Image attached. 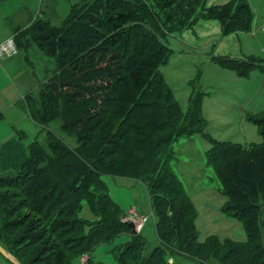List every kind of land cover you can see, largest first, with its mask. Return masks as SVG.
<instances>
[{"label":"trees","instance_id":"obj_1","mask_svg":"<svg viewBox=\"0 0 264 264\" xmlns=\"http://www.w3.org/2000/svg\"><path fill=\"white\" fill-rule=\"evenodd\" d=\"M80 1L71 4L60 26L38 18L27 31L12 32L17 50H27V44L32 42L54 61L50 74L37 86L38 96L28 93L20 103L27 104L28 118L47 132V148L62 161L59 173L70 185L51 181L41 165L50 161V155L39 142L31 143L19 170L0 174V189L12 191L11 195L0 193V246L19 264H69L71 259L89 256L97 245L110 243L129 230L131 242L116 260L118 264L142 263L144 245L137 243L141 235L133 234L122 221L124 213L110 198L103 179L135 177L146 183L160 243L151 250L147 264H162L166 253L160 247L166 251L170 246L165 238L175 235H185L180 240L182 247L186 243L204 247L213 243L226 249L224 264H264L258 221L260 201H264V119L255 121L261 145L243 147L210 140L206 153V162L213 167L227 199L223 211L242 223L246 242L219 241L213 236L200 242L193 205L172 172L169 153L178 137L196 132L186 131L188 127L172 131L168 123L169 117L177 122L181 111L172 102L158 70L172 49L164 44L167 36L161 37L154 29L161 22L168 27L211 19L224 27L225 34L247 31V6L240 4L235 9L233 0L221 5H208L209 0H143L141 5H136L135 0H95L83 6ZM174 32L177 30L170 33ZM217 60L221 67L241 78L259 66L255 60ZM199 103L197 96L192 101L196 116ZM159 107L165 111L162 115ZM55 121H59V129L75 136L79 143L76 149L69 148L50 131ZM150 136L158 138L151 141ZM133 137L144 147L136 153L145 150L147 155L139 163L141 168H135L134 176H117L118 168L113 169L107 162L120 153L137 165L134 153L125 149L136 145ZM159 172L161 177L154 176ZM100 201L116 213L111 221L103 218L102 224L94 220L88 225L78 221L83 203L93 217L105 215L104 206L98 208ZM88 260L89 257L86 263Z\"/></svg>","mask_w":264,"mask_h":264},{"label":"rangeland","instance_id":"obj_2","mask_svg":"<svg viewBox=\"0 0 264 264\" xmlns=\"http://www.w3.org/2000/svg\"><path fill=\"white\" fill-rule=\"evenodd\" d=\"M80 0H3L0 2V36L10 35L15 29L26 30L38 18L49 20L52 25L60 26L61 20L66 18L71 4ZM95 0H81L84 3H93ZM130 1V0H129ZM229 0H209L208 5H221ZM133 2V0H132ZM136 5L143 4V0H135ZM245 4L250 12V29L247 31H235L229 34L223 32L218 21L211 19H195L192 23L185 22L177 26H165L166 23H156L155 28L164 39V44L170 47L171 54L164 65L159 68V76H163V82L167 93H171V100L177 103L181 111V117L176 121L169 117L168 123L175 127L196 132L191 136L178 137L172 143L169 153L171 155L170 166L176 179L181 183L184 194L192 203L195 212V228L200 242L213 236L219 241L228 240L242 244L247 236L242 223L235 217L226 214L223 209L227 199L223 195V189L213 167L206 162V153L210 148V140L217 142H230L233 145L249 147L259 146L263 140L260 129L255 123L264 119V0H233V8ZM83 13H86L84 10ZM194 19V18H193ZM189 21V20H188ZM7 23V24H5ZM189 23V24H188ZM165 24V25H164ZM223 28V29H222ZM170 33L172 31H176ZM171 34V35H169ZM28 49H19L13 57H0V111L3 118L0 128L17 133V140L29 146L33 141L40 143L50 155V161L42 163L51 181L67 186V182L60 176L62 161L47 148L49 136L42 131L36 122L28 124L25 136L20 135V127L16 124L14 116L30 114L27 104L20 100L25 94L34 93L38 96L37 86L47 77L54 68L52 58L45 56L37 48L35 43L29 42ZM229 58L237 61L250 62L255 60L259 66L254 68L248 77H239L227 68L221 67L217 58ZM199 96V114H194L192 101ZM170 106H167L168 108ZM161 115L164 109H161ZM29 117V116H28ZM163 119L166 120L164 116ZM29 119L27 117H24ZM19 122L25 120L19 117ZM27 121V120H26ZM175 122V125L173 123ZM59 121L51 123L50 131L65 143L69 148L76 149L79 145L75 136L58 128ZM190 125H193L190 127ZM169 133L170 130H167ZM166 132H162L163 134ZM155 135H159L156 133ZM155 141L158 138H151ZM132 138V137H131ZM136 145H128L134 153L133 162L118 153L112 156L107 164L118 168L117 176L128 174L134 176L135 168H141L142 159L147 152L136 153L141 149V141L133 137ZM9 139V135L0 131V140ZM128 141V140H127ZM126 141V142H127ZM120 149L121 152L126 151ZM73 151V150H72ZM114 164L116 167H114ZM140 165V166H139ZM19 165H3L0 163V174L16 173ZM138 169V168H137ZM105 174L107 171H102ZM137 174V173H136ZM154 176L161 177V173ZM108 188V194L112 201L123 211L122 221H131L137 226L138 244L144 248L141 257L142 263L147 264L151 250L160 245L157 241L154 225L155 217L150 209L146 183L135 177H103ZM72 183V182H70ZM70 185V184H68ZM0 193L11 195V190L0 189ZM261 211L259 215V227L264 242V201H260ZM102 202L98 208L102 207ZM104 206L105 215L98 214L93 217L92 211L83 203L78 221H100L103 218L111 221L116 216L111 206ZM132 210V211H131ZM135 210L137 217L130 214ZM148 217V220L140 225L138 217ZM16 217V216H15ZM78 222V223H80ZM82 222V223H83ZM126 233V232H125ZM122 233L110 243L97 245L89 252V260L86 264H118L116 257L131 242V233ZM186 235H190L186 233ZM185 235L166 237V246L160 247L166 253L162 264H224L223 256L226 249L210 243L208 246L185 244L180 241ZM47 239V237H45ZM75 242V241H74ZM213 250V251H212ZM8 253V252H7ZM34 255L37 251L35 250ZM16 261L17 259L12 256ZM18 262V261H17ZM19 263V262H18ZM0 264H10L0 255ZM69 264H82L80 257L71 259Z\"/></svg>","mask_w":264,"mask_h":264},{"label":"crops","instance_id":"obj_3","mask_svg":"<svg viewBox=\"0 0 264 264\" xmlns=\"http://www.w3.org/2000/svg\"><path fill=\"white\" fill-rule=\"evenodd\" d=\"M5 34H2L0 36V43H3L5 40H7L8 36H11V33L10 35H5ZM0 111H2L1 106H0ZM14 117L15 118L13 122L15 121L14 124L18 122L17 124L20 127L19 129L20 135L25 136V133L27 132V129H28V124L33 122V120H31L30 118L29 119L24 118V117L28 118V115L24 114L22 116L21 113H19V115L17 116L15 115ZM19 117H21L22 120L24 119L25 123L19 122L20 120L18 119ZM1 118H3V114L0 112V121H1ZM0 131H3V133L9 135L8 140L7 139L0 140V163H2L3 165H12L13 167H15V169H16V166L19 165V168H20L28 156V151H27L28 146H26L23 142L17 140L16 137H18V135L14 131H7V129L5 128H2V129L0 128ZM133 212H135V210Z\"/></svg>","mask_w":264,"mask_h":264},{"label":"built area","instance_id":"obj_4","mask_svg":"<svg viewBox=\"0 0 264 264\" xmlns=\"http://www.w3.org/2000/svg\"><path fill=\"white\" fill-rule=\"evenodd\" d=\"M18 50L14 41V38H8L7 40H5L3 43H0V57H13L14 55H17ZM132 217H137L135 212H131L130 214ZM139 219V224L142 225L144 224L147 220L148 217L145 216H141L138 217ZM81 263L84 264L86 262L87 257L85 255H83L81 258Z\"/></svg>","mask_w":264,"mask_h":264},{"label":"water","instance_id":"obj_5","mask_svg":"<svg viewBox=\"0 0 264 264\" xmlns=\"http://www.w3.org/2000/svg\"><path fill=\"white\" fill-rule=\"evenodd\" d=\"M128 229L131 230L133 234H137V226H135V223L131 221H125ZM0 255L4 258L7 259L9 262L12 264H19L9 253H7L1 246H0Z\"/></svg>","mask_w":264,"mask_h":264}]
</instances>
